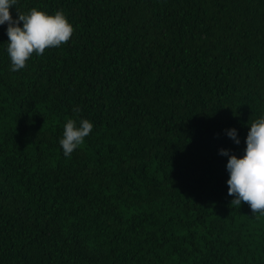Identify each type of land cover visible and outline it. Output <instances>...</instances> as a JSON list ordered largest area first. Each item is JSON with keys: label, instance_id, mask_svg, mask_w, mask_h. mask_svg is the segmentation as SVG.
Returning <instances> with one entry per match:
<instances>
[{"label": "trees", "instance_id": "obj_1", "mask_svg": "<svg viewBox=\"0 0 264 264\" xmlns=\"http://www.w3.org/2000/svg\"><path fill=\"white\" fill-rule=\"evenodd\" d=\"M33 7L74 32L14 72L0 25V264H264L220 154L264 116V0ZM68 119L93 129L65 157Z\"/></svg>", "mask_w": 264, "mask_h": 264}, {"label": "clouds", "instance_id": "obj_2", "mask_svg": "<svg viewBox=\"0 0 264 264\" xmlns=\"http://www.w3.org/2000/svg\"><path fill=\"white\" fill-rule=\"evenodd\" d=\"M16 3L17 0H0V25L7 24V54L14 72L23 69L34 54L42 56L46 49L67 43L74 32L62 11L49 15L33 7L27 13L17 12L13 19L10 9ZM74 111L79 113L80 109L77 107ZM92 129L93 124L87 119H82L79 126L75 120L68 119L59 141L64 156L69 157L83 145ZM227 135L239 144L235 129L228 130ZM245 143L240 158L220 150L221 155L229 157L226 164L228 195L234 197L231 204L240 206L243 202L249 205L252 213L264 215V116L250 125Z\"/></svg>", "mask_w": 264, "mask_h": 264}]
</instances>
